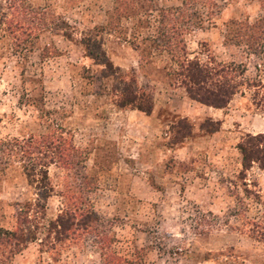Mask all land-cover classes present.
<instances>
[{"label":"rangeland","instance_id":"1","mask_svg":"<svg viewBox=\"0 0 264 264\" xmlns=\"http://www.w3.org/2000/svg\"><path fill=\"white\" fill-rule=\"evenodd\" d=\"M260 4L0 0V264H264V169L243 170L237 148L264 132L260 94L199 103L172 51L257 78L264 54L234 34ZM129 75L149 114L115 105ZM69 214L74 229L52 228Z\"/></svg>","mask_w":264,"mask_h":264},{"label":"trees","instance_id":"2","mask_svg":"<svg viewBox=\"0 0 264 264\" xmlns=\"http://www.w3.org/2000/svg\"><path fill=\"white\" fill-rule=\"evenodd\" d=\"M259 1L261 7L264 8V0ZM240 25L242 31L239 30L238 33L236 32L234 34L235 38L236 36L240 38H237L239 41L236 44L245 41L247 42L246 45L248 48L252 49L255 53L257 48L259 53L264 54V13L253 22L249 23L245 21ZM231 31L232 29L230 33ZM172 43L173 40L169 37L162 40L163 46L166 47H170ZM173 45L174 48L172 51L175 52L174 54L177 53V55H174L178 65L176 74L179 83L185 88L186 93L191 99L214 108H224L235 93H242L243 88H253L252 96L255 98L256 95L260 94L258 102L260 105H264V83L257 78H243L246 69L244 63H238L236 65L234 62L224 63L213 58L210 61L212 65H209L208 63L201 62L197 57L189 59L186 56L184 43H182L181 49L179 48V50L178 43H173ZM106 65L112 67L110 61H106ZM122 79L124 85L116 93L115 105L118 108L138 109L149 114L152 111L149 94L137 87L133 75H129L127 78L123 77ZM179 123L181 128H185L186 134H190L189 124L182 120ZM207 124L209 123L206 122L203 126H207ZM57 141V145H55V141H50L48 138L42 137L34 147L37 148L38 145L50 147V152L54 150L55 156L59 155V159L68 157L69 148H63V143L59 140ZM28 145H31V143ZM237 148L242 155L243 170L249 169L253 162H258L260 167L264 169V132L256 134L247 133L237 144ZM74 218L73 214H69L66 218L59 216L51 220L50 225L52 228L63 233L64 231L66 232L75 228L74 226L77 224L73 222ZM18 242L19 236L17 232H7L6 244L10 245L14 243V245H17Z\"/></svg>","mask_w":264,"mask_h":264},{"label":"crops","instance_id":"3","mask_svg":"<svg viewBox=\"0 0 264 264\" xmlns=\"http://www.w3.org/2000/svg\"><path fill=\"white\" fill-rule=\"evenodd\" d=\"M264 44V42H263ZM263 70L261 69L260 72L261 74L260 75H257V79H259L261 82L264 83V65H263ZM255 128V129H254ZM259 127L255 124L253 125V129L252 130H257V132H261L262 130L261 129H258Z\"/></svg>","mask_w":264,"mask_h":264}]
</instances>
